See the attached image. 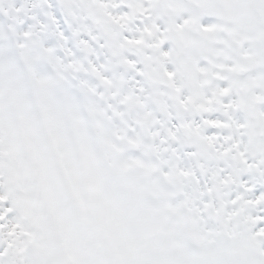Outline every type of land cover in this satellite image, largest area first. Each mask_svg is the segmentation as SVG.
Returning <instances> with one entry per match:
<instances>
[{"label":"snow or ice","instance_id":"obj_1","mask_svg":"<svg viewBox=\"0 0 264 264\" xmlns=\"http://www.w3.org/2000/svg\"><path fill=\"white\" fill-rule=\"evenodd\" d=\"M0 264H264V0H0Z\"/></svg>","mask_w":264,"mask_h":264}]
</instances>
